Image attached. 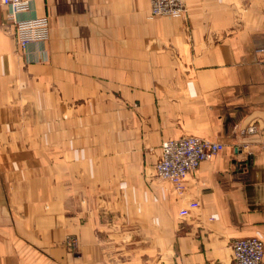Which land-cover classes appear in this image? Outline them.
I'll list each match as a JSON object with an SVG mask.
<instances>
[{
	"label": "crops",
	"instance_id": "crops-1",
	"mask_svg": "<svg viewBox=\"0 0 264 264\" xmlns=\"http://www.w3.org/2000/svg\"><path fill=\"white\" fill-rule=\"evenodd\" d=\"M28 1L50 38L24 50L0 1V264H234L232 240L264 244V0ZM185 136L224 150L180 194L154 166Z\"/></svg>",
	"mask_w": 264,
	"mask_h": 264
},
{
	"label": "built area",
	"instance_id": "built-area-1",
	"mask_svg": "<svg viewBox=\"0 0 264 264\" xmlns=\"http://www.w3.org/2000/svg\"><path fill=\"white\" fill-rule=\"evenodd\" d=\"M8 9L7 22L16 34L17 45L24 50L32 43L46 42L50 38V23L47 17L23 19L20 16L31 10L28 0H0ZM152 17L185 15L187 8L184 0H149ZM258 132L256 124H250L241 131L243 136ZM247 145L242 148L246 149ZM224 150V145L210 139L185 136L164 140L161 144V158L154 166L155 176L170 182L178 193L185 190L184 181L200 164L211 160ZM198 208V202H189L180 211L188 216L190 210ZM74 243L78 244L77 239ZM234 264H264V244L256 237L237 238L230 244Z\"/></svg>",
	"mask_w": 264,
	"mask_h": 264
},
{
	"label": "rangeland",
	"instance_id": "rangeland-1",
	"mask_svg": "<svg viewBox=\"0 0 264 264\" xmlns=\"http://www.w3.org/2000/svg\"><path fill=\"white\" fill-rule=\"evenodd\" d=\"M149 4H150V2H149ZM159 17H165V16H159ZM65 238H66L65 239V245L67 246V248L70 252H73L74 250L75 251L78 250V244L76 246V244L74 243V240H76L78 238L77 236L72 235V234H68Z\"/></svg>",
	"mask_w": 264,
	"mask_h": 264
}]
</instances>
